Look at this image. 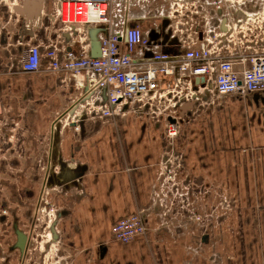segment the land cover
I'll use <instances>...</instances> for the list:
<instances>
[{
  "label": "crops",
  "instance_id": "crops-1",
  "mask_svg": "<svg viewBox=\"0 0 264 264\" xmlns=\"http://www.w3.org/2000/svg\"><path fill=\"white\" fill-rule=\"evenodd\" d=\"M41 1L38 16L31 19L32 1L0 10L5 29L0 32V186L8 187L0 189V204H37L49 179L48 191L63 189L72 199L61 196L60 204L67 206L58 231L72 250V264H264V94L235 95L214 106L207 100L202 109L191 103L180 107L186 133L176 144L184 171L204 188L207 178L214 180L235 196L236 204L225 216L214 215L215 204H199L205 215L212 212L207 227L189 219L169 223L154 200L166 150L164 119L150 114L158 105L126 120L74 118L87 90H77L72 76L20 72L19 55L27 45L43 49L64 42L80 51L52 17L57 0ZM116 4L120 14L113 17L114 25L86 28L85 42L90 45L94 30L100 38L138 27L150 42L149 51L135 55L140 69L151 61V51L182 53L167 27L170 1ZM46 65L42 58L41 69ZM173 81L163 78L160 89ZM138 211L147 228L145 241L108 242L112 224Z\"/></svg>",
  "mask_w": 264,
  "mask_h": 264
},
{
  "label": "built area",
  "instance_id": "built-area-1",
  "mask_svg": "<svg viewBox=\"0 0 264 264\" xmlns=\"http://www.w3.org/2000/svg\"><path fill=\"white\" fill-rule=\"evenodd\" d=\"M168 1L171 5L167 27L181 54L151 51V61L140 69L135 55L143 56L149 51L150 42L138 27H130L100 37V56L92 58L85 30L113 26L115 16L120 14L116 0H57L52 17L64 34L74 39L73 44H80V51L75 52L64 42H53L43 49L27 45L18 61L24 74L70 75L77 90H87L74 118L84 115L106 122L158 105L150 114L164 119L166 150L158 176L160 192L172 189L168 188V181L186 176L183 155L176 153L174 144L182 127L181 106L191 103L202 109L207 100L210 106L235 95L264 94V0ZM212 21L215 25H211ZM74 31L77 36H73ZM258 31L262 32L261 39L255 34ZM237 42L247 46L242 48ZM42 58L47 60L43 70ZM167 77L174 78L173 85L162 90L160 84ZM193 79L197 82L193 83ZM1 115L0 110V120ZM157 205L163 207L161 218L173 213L186 220V214L193 213L185 204L175 209L173 204H167L169 209L165 211V204ZM220 206L233 210L231 204ZM146 233L142 211L117 220L110 229L111 238L124 245L145 241Z\"/></svg>",
  "mask_w": 264,
  "mask_h": 264
},
{
  "label": "rangeland",
  "instance_id": "rangeland-1",
  "mask_svg": "<svg viewBox=\"0 0 264 264\" xmlns=\"http://www.w3.org/2000/svg\"><path fill=\"white\" fill-rule=\"evenodd\" d=\"M19 1L20 0H0V10H11V6L18 4ZM2 27L3 22L0 20V32L5 31ZM255 34L258 35V39H261V31ZM237 45L242 48L247 46V44L238 42ZM87 118L88 117H85L84 120H87ZM125 118L128 119L129 117L127 116ZM125 118L123 119L126 120ZM90 120L93 121L94 119L90 118ZM185 133L184 126H182L180 133H178L175 139L176 153L180 152L176 141ZM50 171L51 174L55 176L56 166L51 167ZM185 175L186 176L176 177L173 182L168 181L167 186L172 189L168 191L165 190L164 192H156L154 194V200L157 204H165L164 211L167 208L169 209L167 204H173V209L179 208L182 204L188 205L189 209L193 211V213L186 214L190 222L196 224V226L200 224L199 226L207 227L209 219L212 218V212H208L207 215H205L204 212L199 210V204H215L216 207L213 209L215 216H225L229 213V211L221 209L220 204H236L235 196H232L225 188H220V186L216 187V182L214 180L207 178V187L204 188L201 187L202 184H200V182H197L195 185L186 171ZM197 180L199 179L197 178ZM46 183L47 184L44 183L37 204H0V264H72V260H74L72 250L69 249L67 242L63 240L58 231L60 229L61 219L66 213L65 208L67 206V204H60L61 196L63 200L72 198L70 195H67L63 189L59 190L53 188L54 190L48 191L51 184L50 179ZM52 185L54 184L52 183ZM3 187L8 190L6 186H0V189H3ZM68 194H74L71 188L68 190ZM156 195L158 196L156 197ZM205 216H207V218ZM177 218L182 221L185 220L173 213H168L164 220L167 219L166 221L173 223ZM1 220L4 221L3 227V222ZM13 223H15L18 229L25 233L27 237V247L23 257H18L17 251L11 252V246L13 245V237L11 236ZM50 228L53 229L56 240L53 238ZM108 242L118 246L124 245L114 241L111 236H109ZM134 242L135 241L131 243Z\"/></svg>",
  "mask_w": 264,
  "mask_h": 264
},
{
  "label": "water",
  "instance_id": "water-1",
  "mask_svg": "<svg viewBox=\"0 0 264 264\" xmlns=\"http://www.w3.org/2000/svg\"><path fill=\"white\" fill-rule=\"evenodd\" d=\"M28 2L32 1L33 4H32V9L28 11V14L27 16L29 17V19H31L32 17L35 18L36 16H38L40 10H41V0H27ZM14 10H19L18 7H15ZM20 14H22L21 12H19ZM96 32L97 30H94V31H91L89 33V40H90V54L89 56L92 57V58H96V57H99L100 56V42H99V38L98 36L96 35ZM65 37H69L68 34H64ZM73 36H77L76 35V32L74 31L73 32ZM201 82H203V79H201ZM192 105V104H191ZM85 117V116H84ZM75 178V176H74ZM50 231H51V234L53 236V238L56 240V235L54 234L53 232V229L50 228ZM24 239V237H23Z\"/></svg>",
  "mask_w": 264,
  "mask_h": 264
},
{
  "label": "flooded vegetation",
  "instance_id": "flooded-vegetation-1",
  "mask_svg": "<svg viewBox=\"0 0 264 264\" xmlns=\"http://www.w3.org/2000/svg\"><path fill=\"white\" fill-rule=\"evenodd\" d=\"M204 97H208V95L205 94ZM237 97L242 98L240 96H237ZM216 103L217 102L212 104V106H214ZM1 221L3 222V224H2V227H3L4 221L3 220H1ZM11 236L13 237V245L11 246L12 247L11 252L17 251L18 252L17 256L23 257V255L25 254V249L27 247V237H26L25 233L21 232L18 229V226L15 225V223H13ZM1 237H4V236H1ZM23 237H24V239H23Z\"/></svg>",
  "mask_w": 264,
  "mask_h": 264
},
{
  "label": "bare ground",
  "instance_id": "bare-ground-1",
  "mask_svg": "<svg viewBox=\"0 0 264 264\" xmlns=\"http://www.w3.org/2000/svg\"><path fill=\"white\" fill-rule=\"evenodd\" d=\"M230 27V26H229ZM230 30H232L231 28H230Z\"/></svg>",
  "mask_w": 264,
  "mask_h": 264
}]
</instances>
